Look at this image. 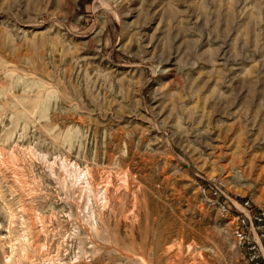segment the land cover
<instances>
[{
	"label": "rangeland",
	"instance_id": "rangeland-1",
	"mask_svg": "<svg viewBox=\"0 0 264 264\" xmlns=\"http://www.w3.org/2000/svg\"><path fill=\"white\" fill-rule=\"evenodd\" d=\"M80 1L0 0V264H246L215 199L264 227V0Z\"/></svg>",
	"mask_w": 264,
	"mask_h": 264
},
{
	"label": "built area",
	"instance_id": "built-area-1",
	"mask_svg": "<svg viewBox=\"0 0 264 264\" xmlns=\"http://www.w3.org/2000/svg\"><path fill=\"white\" fill-rule=\"evenodd\" d=\"M218 192L224 195L219 189ZM220 194L213 193L214 196L218 195L215 201L222 214L235 218L233 237L238 249L241 251L243 260L246 264H264V227L262 219L250 213L247 203L241 205L247 211V214L239 209H235L237 213H234L231 206L221 200Z\"/></svg>",
	"mask_w": 264,
	"mask_h": 264
},
{
	"label": "bare ground",
	"instance_id": "bare-ground-1",
	"mask_svg": "<svg viewBox=\"0 0 264 264\" xmlns=\"http://www.w3.org/2000/svg\"><path fill=\"white\" fill-rule=\"evenodd\" d=\"M64 169V180L70 181L73 186L78 188V194L81 198H84L87 205L92 204V200H102V191L95 188V183L92 178H90V172L88 170H80L75 165H73L72 170H67L68 165L62 163ZM94 183V184H93ZM91 215H93V209H91Z\"/></svg>",
	"mask_w": 264,
	"mask_h": 264
},
{
	"label": "trees",
	"instance_id": "trees-1",
	"mask_svg": "<svg viewBox=\"0 0 264 264\" xmlns=\"http://www.w3.org/2000/svg\"><path fill=\"white\" fill-rule=\"evenodd\" d=\"M80 3H81V5H83V0L80 1ZM202 185L205 186L206 183H205V182H202ZM220 198H221V200H222L223 202H226V203L228 204V202H227L225 199H223V197H220ZM235 199H236L240 204H242V205L245 204V199H243V198H235ZM248 208H249L250 212L254 211L253 208H252V206H249ZM232 211H233L234 213H237V211H236L235 209H232Z\"/></svg>",
	"mask_w": 264,
	"mask_h": 264
}]
</instances>
